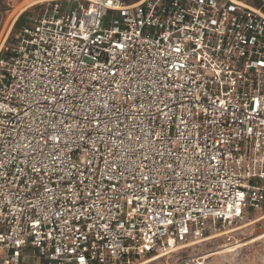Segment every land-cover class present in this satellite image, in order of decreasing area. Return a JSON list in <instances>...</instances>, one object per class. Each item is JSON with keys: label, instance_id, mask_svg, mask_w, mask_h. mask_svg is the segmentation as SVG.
<instances>
[{"label": "built area", "instance_id": "2783aa9c", "mask_svg": "<svg viewBox=\"0 0 264 264\" xmlns=\"http://www.w3.org/2000/svg\"><path fill=\"white\" fill-rule=\"evenodd\" d=\"M36 5L0 39V264H142L264 212L262 6Z\"/></svg>", "mask_w": 264, "mask_h": 264}, {"label": "rangeland", "instance_id": "374dc122", "mask_svg": "<svg viewBox=\"0 0 264 264\" xmlns=\"http://www.w3.org/2000/svg\"><path fill=\"white\" fill-rule=\"evenodd\" d=\"M3 1L4 3L0 0V39L7 32L11 19L17 15L19 9L24 5V0L18 3L17 0H14L15 2L13 0ZM239 1L247 5L262 6L264 8V0ZM36 10L37 5L25 9L21 13L19 23L16 25L15 21L10 32L24 25L27 17L32 15ZM263 216L264 212H254L245 216L241 221L231 227H225L216 231L210 228L199 239L209 238L214 235L219 236L195 245L192 244L194 242L192 241L190 244L182 246L174 254L159 258L148 264H178L180 258L186 255H198L202 264H264ZM260 217L261 219H259ZM254 220L256 221L248 226L239 230L230 231Z\"/></svg>", "mask_w": 264, "mask_h": 264}, {"label": "crops", "instance_id": "0c3cea01", "mask_svg": "<svg viewBox=\"0 0 264 264\" xmlns=\"http://www.w3.org/2000/svg\"><path fill=\"white\" fill-rule=\"evenodd\" d=\"M19 1H21V0H17V3ZM44 1H47V0H24V5L19 9L17 15L11 19V22L9 23L8 28L10 29L12 27L13 23L19 19V17L21 16V13L23 11H25V9H27L28 7L34 6V5L38 4V3L44 2ZM137 1L138 0H123V2L125 4H129V5L134 4ZM13 2H15V1L13 0ZM2 3H4L3 0H2ZM255 7H257V6H255ZM25 264H30V263L26 262Z\"/></svg>", "mask_w": 264, "mask_h": 264}, {"label": "bare ground", "instance_id": "6f19581e", "mask_svg": "<svg viewBox=\"0 0 264 264\" xmlns=\"http://www.w3.org/2000/svg\"><path fill=\"white\" fill-rule=\"evenodd\" d=\"M10 29L8 28V30L7 31H9ZM264 217V216H263ZM262 217V218H263ZM259 219H261V217L259 218ZM258 220V219H257ZM256 220H254V221H252V222H249V223H247V224H245V225H242V226H239V227H237V228H234V229H232V230H230V231H233V230H239V229H241V228H243V227H245V226H248V225H250L251 223H253V222H255ZM229 232V231H228ZM217 236H219V235H214V236H211V237H209V238H205V239H199V240H196V241H194V242H192V244L193 245H195V244H198V243H200V242H203V241H205V240H208V239H212V238H215V237H217ZM190 244V243H189ZM185 246V245H184ZM224 246V245H223ZM222 246V247H223ZM162 256H158V257H155V258H153V259H150V260H147V261H145L144 263H142V264H148V263H150V262H152V261H155V260H157V259H159V258H161Z\"/></svg>", "mask_w": 264, "mask_h": 264}, {"label": "trees", "instance_id": "16d2710c", "mask_svg": "<svg viewBox=\"0 0 264 264\" xmlns=\"http://www.w3.org/2000/svg\"><path fill=\"white\" fill-rule=\"evenodd\" d=\"M20 19H21V17H19V19L16 21V25L19 23Z\"/></svg>", "mask_w": 264, "mask_h": 264}]
</instances>
